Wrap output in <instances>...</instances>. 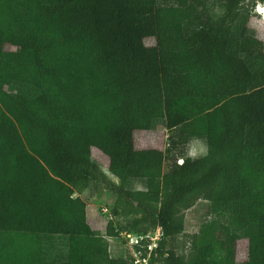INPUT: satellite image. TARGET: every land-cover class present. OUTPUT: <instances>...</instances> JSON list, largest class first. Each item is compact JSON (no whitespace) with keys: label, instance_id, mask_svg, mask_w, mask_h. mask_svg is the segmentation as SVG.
<instances>
[{"label":"trees","instance_id":"trees-1","mask_svg":"<svg viewBox=\"0 0 264 264\" xmlns=\"http://www.w3.org/2000/svg\"><path fill=\"white\" fill-rule=\"evenodd\" d=\"M255 2L0 0V264H134L106 236L157 226L149 264H264ZM157 126L168 146L136 147L135 132ZM192 141L205 153L190 155ZM103 189L141 215L109 217L100 234L78 194ZM198 199L206 218L186 250L180 211Z\"/></svg>","mask_w":264,"mask_h":264},{"label":"rangeland","instance_id":"rangeland-1","mask_svg":"<svg viewBox=\"0 0 264 264\" xmlns=\"http://www.w3.org/2000/svg\"><path fill=\"white\" fill-rule=\"evenodd\" d=\"M256 6L257 9H255ZM249 7L252 14L251 23L255 28H257L260 37L264 40V0H256V2L254 4L252 3ZM145 41L147 44L153 43L151 38H147ZM134 140L135 145L138 148L152 146L164 150L168 146L166 130L158 126L150 130L136 131L134 134ZM205 151V146L198 141H192L188 148L189 154L193 156L204 154ZM92 153L96 159L106 166L107 160L99 151L93 149ZM108 176L113 181H117V179L111 174L108 173ZM78 196L86 203V215L88 222L91 224V227L97 230L100 234L105 233L109 213L113 219L115 218L114 221L119 225H124L126 221L141 215V212L135 211L122 213L121 208L115 210L114 201L116 194L109 189H103L96 194H91L89 190H84L82 193L78 194ZM206 207L207 201L204 199H198L191 207L180 211V215L184 219V234L179 238V241L186 248V250L190 235L198 230L200 223L206 218ZM105 208L107 211L104 210ZM148 231L149 234H152L154 231L153 227L149 228ZM106 239L108 240V250L112 257H132L134 250L129 244L130 242L128 243L123 236H106ZM246 258L247 240L245 238H241L236 242V261L242 262L246 260ZM150 264L159 263L152 256L150 258Z\"/></svg>","mask_w":264,"mask_h":264},{"label":"built area","instance_id":"built-area-1","mask_svg":"<svg viewBox=\"0 0 264 264\" xmlns=\"http://www.w3.org/2000/svg\"><path fill=\"white\" fill-rule=\"evenodd\" d=\"M182 159H179V162H181ZM107 211V209H104ZM109 217L111 218V215L109 214ZM121 236L125 238V240L131 245H139L141 240H143L144 237L149 239V242L146 244V249H147V254L145 256L140 255V251L133 252V263L134 264H149V257L151 254V251L157 247L158 245V240L161 238V227L157 226L152 235L147 236V235H140V234H133L129 233L126 231H123L120 233ZM144 247V245L142 246Z\"/></svg>","mask_w":264,"mask_h":264},{"label":"clouds","instance_id":"clouds-1","mask_svg":"<svg viewBox=\"0 0 264 264\" xmlns=\"http://www.w3.org/2000/svg\"><path fill=\"white\" fill-rule=\"evenodd\" d=\"M259 3V2H258ZM255 9H257V6H256V8ZM182 162V161H181Z\"/></svg>","mask_w":264,"mask_h":264},{"label":"bare ground","instance_id":"bare-ground-1","mask_svg":"<svg viewBox=\"0 0 264 264\" xmlns=\"http://www.w3.org/2000/svg\"><path fill=\"white\" fill-rule=\"evenodd\" d=\"M262 12V11H261Z\"/></svg>","mask_w":264,"mask_h":264}]
</instances>
